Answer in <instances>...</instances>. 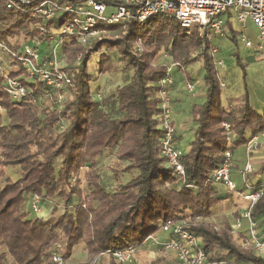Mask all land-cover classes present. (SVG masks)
Segmentation results:
<instances>
[{
	"label": "trees",
	"instance_id": "obj_1",
	"mask_svg": "<svg viewBox=\"0 0 264 264\" xmlns=\"http://www.w3.org/2000/svg\"><path fill=\"white\" fill-rule=\"evenodd\" d=\"M41 1L0 0V44L18 52L25 44L49 43L51 35L42 33L41 28L58 29L70 17L60 14L43 21L36 13ZM226 25L230 40L236 43V33ZM104 29L120 30L122 35L92 41L86 52L77 47L68 54L70 59L81 54L73 67H65L72 85L60 93L69 92V102H58L59 91L29 77L18 62L14 70H0V112L8 121L0 125V164L21 170L13 182L0 169V264H55L51 257L58 246L66 261L78 245L83 246L89 261L107 250L140 246L147 237L157 234L167 219L210 217L213 209L227 200V194L207 182L211 173L224 162L227 151L232 154L264 129V109L260 113L251 106L247 91L237 112L223 107L219 71L210 53L213 42L200 38L196 30L187 33L175 18L160 17L145 24L129 22L125 30L117 24ZM21 36L26 39L22 45L11 46L8 42ZM67 41L74 43L65 38L61 54L69 49ZM103 48L117 50L123 74L133 71L130 80L116 89V99L101 100L91 87L87 71L91 56L101 52L99 74L114 71ZM162 48L177 65L187 66L198 59L202 62L204 99L191 106L193 139L181 157L186 184L193 189L177 183L159 155L158 81L167 67L153 66L151 60ZM35 49L39 54L45 50ZM233 56L244 74L238 54ZM4 73L25 88L20 100H11L4 90ZM42 97L55 98L54 104L61 105L41 116L38 104ZM224 123L230 125L233 134L229 141ZM107 149L126 164L121 172H138L113 192L103 187L95 173V162ZM82 168H87L84 178L89 189L84 198L78 183H71ZM34 198L39 208L50 211L47 218L30 216ZM53 199L62 205L51 206ZM251 218L259 229H264V193L252 207ZM191 232L212 259L264 264V258L232 238L230 224L218 230L211 224H200Z\"/></svg>",
	"mask_w": 264,
	"mask_h": 264
},
{
	"label": "built area",
	"instance_id": "obj_2",
	"mask_svg": "<svg viewBox=\"0 0 264 264\" xmlns=\"http://www.w3.org/2000/svg\"><path fill=\"white\" fill-rule=\"evenodd\" d=\"M36 13L45 22L55 19L60 14L68 15L70 19L58 29L41 28L42 33L51 35L49 46L43 54H39L37 49L26 44L15 53L2 44L0 48L11 54L29 77H36L40 82L59 91L58 102L64 99V92L60 93V91H65L72 85L70 74L58 58L61 44L65 38H71L76 45L86 47L92 41L100 40L106 32L104 27L108 25L117 24L125 30L129 22L145 24L157 17L175 18L185 32L196 30L200 38L206 37L211 42L214 38H226L225 18L227 15H233L242 26L250 22L257 30L255 43L247 39L243 31L241 32L240 41L244 47L255 48L257 51L264 47V0H82L79 2L42 0ZM210 53L215 68L217 70L223 68V61L215 58L218 48L211 47ZM79 58L80 55L77 59ZM3 77L4 90L8 96L13 101L20 100L26 93L25 88L7 74L4 73ZM172 82V68L167 67L165 76L158 81V97L161 103L159 155L164 159L166 167L172 172L177 183L193 189L192 185L186 184L185 170L181 164L183 152L175 143L176 130L172 121V104L169 96ZM220 85L222 87L224 84ZM184 87L187 92H193L196 85L187 82ZM223 128L229 141L233 136L231 127L224 123ZM259 135L264 138V129ZM258 146L256 137L245 145L246 160L240 171V178L247 192L242 195L246 207L231 225V232L237 234L242 229V223L245 222L247 238L243 243L244 247L252 249L258 255H264V229H259L251 218L252 207L264 193V182L256 185L254 190L247 182L253 172L251 155ZM231 170L232 154L227 151L224 162L211 173L207 182L222 186L228 192H235L236 185L231 179ZM40 211L38 199L34 198L31 202V212L39 215ZM201 220V217L167 219L159 227V232L166 234L167 238L161 239L153 234L144 242H151L163 252L174 253L177 264H236L227 259H212L204 252L200 239L191 232V228L197 226L196 224ZM57 250L51 260L55 264H62L59 246ZM136 251V246L123 250H107L85 264H98L101 258H107L113 264H133Z\"/></svg>",
	"mask_w": 264,
	"mask_h": 264
},
{
	"label": "rangeland",
	"instance_id": "obj_3",
	"mask_svg": "<svg viewBox=\"0 0 264 264\" xmlns=\"http://www.w3.org/2000/svg\"><path fill=\"white\" fill-rule=\"evenodd\" d=\"M256 34H257L256 28L250 25L247 28L246 32H244V35L247 37V39H249L253 43L256 42ZM121 35H122V32L120 30L106 31L102 35L101 39H104V38L116 39V38H119ZM241 37H242L241 35L236 36V43L232 42L229 36H227L226 39L216 41L215 43L216 46L219 47V52L215 55V58L222 60L224 64L223 68L218 69L219 79L221 83L224 84L220 90L219 99L223 107H225L227 110L232 109L235 112H237V110L240 108L241 98L245 94L246 91L248 92L249 100L251 101L252 99L254 104L259 105L260 102L264 100V61H263L264 59L261 58L260 55H257L258 53L253 52L255 48L254 50L246 49L240 41ZM24 41H26V39L21 36L18 38L10 39L8 42L10 43L11 46L12 45L19 46V45H22ZM67 43L70 44L68 45L69 49L62 52V54L60 53V50H59L58 58L59 60H61V65L71 68L78 61L77 58L79 55L81 56V54H78L77 56L72 57L71 59L69 58L68 54L80 46L76 45V43H73V42L67 41ZM32 46L38 49H42V48L46 49L48 48L49 43L45 42V44H40L38 41H36L32 43ZM88 47L90 48V45L86 47H80V48H83V49L85 48L84 52H86V50L89 49ZM135 47H138V46H135ZM11 52L15 53L14 49H12ZM102 52L108 57L110 61V65L113 67L114 71L108 72L106 74H99V59H100L99 55L101 52L91 56L90 61L87 64V71L91 75V78H92L91 87L93 88V91L97 92L96 94H98L101 100L116 99V96H115L116 89L124 86L130 80L133 74V71L128 70L126 73L123 74L122 72L123 63L120 59L121 56L117 52L116 49H111L110 51H106L103 48ZM234 53H237L239 56L242 66L245 70L244 74L242 72L241 67L237 64L233 56ZM0 61H1V66H0L1 73H3V70L5 71L7 70L8 72L10 69L14 70L16 67L14 65L16 62V59L5 50L2 51L0 49ZM151 61H152L153 66L171 67L172 68V78H174L175 81L177 78L176 86L178 84L180 85L178 87H184V85L187 82L193 83L196 81L198 82V86L196 87L204 86L202 62L200 61V59L196 60L195 62L187 66L183 65L182 63L177 65L173 60V56H171V54L166 49L162 48L161 50L157 52L154 59H152ZM57 99L58 98H56V100ZM70 100H71V97L69 95V92H65L64 102L60 101V103L63 104V103L69 102ZM54 102H55V98H52L50 100L47 97H42L40 99V103L38 104V108L40 109V115L42 116L43 112L46 113V111H52V110L58 109L59 105L61 104L55 105ZM171 104H172V121L176 122V124L174 123V127L176 128L179 126L180 117L178 118V114H177L178 109L174 111L172 98H171ZM178 104L179 103H176L177 106ZM186 119L188 121L185 123L186 125L184 127L192 128L193 122L191 121L192 120L191 107H190V110L186 113ZM6 123H8L6 114H4L3 112H0V125H5ZM188 132L190 136H186V138H184V141L182 140V142L179 143L178 145V147L181 150H184L186 148L187 138L192 136V131H188ZM105 151H111V150L107 149ZM112 152L107 156V159L105 161L95 162V173L99 175L101 179V184L103 185V187L111 192L116 190L120 184L124 185L128 183L131 179L135 178L138 174L136 170H132L130 172H121L122 169L126 166V164L124 165L122 161L117 160L115 155ZM235 157H236V160L239 161L240 165L242 166L246 158L243 157V154H240V150L237 151V153L235 154ZM58 165H59V160L55 161V166L58 167ZM0 169L2 170V172L4 171L5 178H8L9 180L13 182L18 180L20 173H21L20 167L18 166L3 168L2 165L0 164ZM86 174H87V168H82L78 176H76L71 181V183L73 184L75 182L78 183V189L81 192L80 194L82 198L87 196L89 193V189L87 187V181L84 178ZM231 176H232V181H234L235 183L240 182V180L238 179L236 175V171H234V169L232 170ZM3 180L4 179L2 178L1 181ZM231 203H232L231 206H225L228 203L218 204L215 207V209H213V212L211 213V215L215 212L217 213L220 211L224 212L225 207L227 209L228 207L233 208L234 201H232ZM57 204L59 206L62 205V203L60 202L57 203L56 199H53V203L51 206L56 207ZM29 212H30V216L35 217V218H42V217L46 218L49 216V213H50V211L45 208H41L39 215H35L34 213L31 212L30 209H29ZM211 215L208 218H202L200 223L196 225L211 224L214 226L215 230H218L226 224L225 220H221L223 219V216H221L220 220H219V217L215 216L213 220L216 219L217 222L216 220L214 222L212 220ZM232 223H234V221ZM158 235L160 236L162 234L158 233ZM158 235L156 234V236ZM231 235L234 240L238 241L240 237L238 234L231 233ZM60 252H62L61 246H60ZM144 254L146 257L141 258V264H159L160 263V261H158L159 258L155 259L156 254L153 255L152 257L153 259L148 258L150 254L148 253H144ZM162 257L163 256H161V258ZM106 260L108 259L105 258L101 264H110L109 262L107 263ZM85 261H86V252L81 248V245H78L73 248L71 256L66 261L63 260L62 264H85L86 263Z\"/></svg>",
	"mask_w": 264,
	"mask_h": 264
},
{
	"label": "crops",
	"instance_id": "obj_4",
	"mask_svg": "<svg viewBox=\"0 0 264 264\" xmlns=\"http://www.w3.org/2000/svg\"><path fill=\"white\" fill-rule=\"evenodd\" d=\"M226 24L230 25V28L236 33V36L241 35L242 31H243V33L246 32V30L249 27V25L253 26V24L250 23V22H247V23H245L244 26H242L240 23L237 22V20L235 19V17L233 15H227V17L225 18V28H226V31H227L226 37L230 35L229 34V28L227 27ZM219 40H224V39L214 38L212 40V42H213L212 44L215 47H218V46H216L215 43H216V41H219ZM246 49H249V48H246ZM251 49L254 50V48H251ZM218 52H219V47H218ZM253 52L254 53L255 52L258 53L257 55H260V57L264 59V47L260 51H257L255 49ZM172 81H173L172 85L169 87V94H170V96H171V98L173 100L174 111L176 109H178L177 110L178 118L180 117L179 118V126L175 128L176 129V136H175L176 145L178 146L179 143L182 142V140L184 141V138H186V136H190L188 131H192V136L187 138L186 148L184 150H182L184 152V151L188 150V146H189V144L191 143V141L193 139V130H192L193 127L192 128L184 127L186 125L185 123L188 121L186 119V113L190 110V107L193 104L202 103V101L204 99L205 87L202 84L203 87H195L193 92H187L185 90V87H178V86H180L179 84L176 86L177 78H176V81L174 80V78H172ZM193 83H195V85L198 86V82L197 81L193 82ZM176 103H179L178 106L176 105ZM250 104L255 110H257L260 113L264 109V100L261 101L260 104L258 105V104H254L253 100L251 99ZM174 123L176 124V122H174ZM255 137L258 140L259 146H258V148L256 150L253 151V153L251 155V165H252V171L253 172L249 175L248 180H247L248 184L251 185L253 190L255 189L256 185H258L261 182H264V172H263V166H264V138L260 137V135H257ZM251 139H249V141ZM245 145H242V146H240V147H238V148H236V149H234L232 151V170L234 169V171H236V175H237L238 179L240 180L239 183H235L233 181L235 183V185H236V191L235 192H228L222 186H217L218 190L222 194H227V200L223 201L222 203H226V204L228 203L225 206H231L232 205L231 202L234 201L233 208H229L228 207V209H227L225 207L224 208L225 209L224 212L220 211L218 213L217 212L213 213L211 215L212 216V220H213V218H215V216L219 217V220L221 219V216H223V219H221V220H225L226 224L232 225L233 224L232 222L233 221L235 222V220L240 216V214L242 213V211L246 207V202L243 200L242 195L246 194L247 192L245 191V189L243 187V184L241 182V178H240V171L242 170L245 161H244L243 165L241 166L240 162L237 161L236 157H235V154L237 153V151L240 150V154H243V157L246 158ZM110 153H111V151H105L103 153V155L98 159V162L99 161L100 162L105 161L107 159V156ZM234 163H235V165H234ZM232 170H231V173H232ZM231 179H232V176H231ZM43 218H45V217H43ZM215 220H213V221L215 222ZM216 222H217V220H216ZM245 232H246V223L243 222L242 223V229L237 233L240 236L239 239H238V243L241 246H243V243H244V241L247 238ZM158 233H160L162 235L159 236ZM158 233H157V235H158L159 238H161V239H166L167 238L166 234L161 233V232H158ZM81 248L84 250L82 245H81ZM144 253L150 254V256L148 257L149 259H153L152 258L153 255L156 254L155 259L159 258L158 259V261H160L159 264H177V261H176L174 253H172V252H162L161 250H159L157 247H155L149 241L143 242L140 246L137 247L136 256H135L133 264H141V258L146 257ZM254 254L257 255V256H260L261 258H264V255H258L256 253H254ZM161 256H163V257L161 258ZM104 259L105 258L99 259L98 260V264H101ZM87 261H88V259H87V253H86V261L85 262H87ZM106 261H107V263L109 262L111 264V261H109V259L106 260ZM167 261H168V263H167Z\"/></svg>",
	"mask_w": 264,
	"mask_h": 264
}]
</instances>
